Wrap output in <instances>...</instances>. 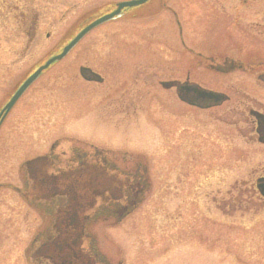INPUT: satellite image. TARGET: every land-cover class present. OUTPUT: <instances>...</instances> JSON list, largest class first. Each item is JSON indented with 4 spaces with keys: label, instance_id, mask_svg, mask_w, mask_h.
Segmentation results:
<instances>
[{
    "label": "flooded vegetation",
    "instance_id": "1",
    "mask_svg": "<svg viewBox=\"0 0 264 264\" xmlns=\"http://www.w3.org/2000/svg\"><path fill=\"white\" fill-rule=\"evenodd\" d=\"M28 1L29 5L23 10H19L18 6L8 7L3 1L0 3L1 37L5 38V51L0 52V208H3L0 211V240H5V202L16 200L26 209L21 215L8 216L6 222L12 233H20L33 214L32 224L35 228L32 242L38 245L32 256L38 258V264H112L95 245L94 235L97 228L104 227L106 220L111 217L122 220L140 202L141 194L148 185L140 182L149 170L145 160L136 150L121 152V148L109 152L107 157L103 145L105 139L99 132L97 139L95 135L89 138L90 132L82 133L80 138L75 137V133L53 136L43 146L42 132L34 130L37 126L29 124L25 129L20 123L29 118H56L53 113L59 109H65L69 118H76L79 107L86 113L94 99L99 101V108L93 118H137L136 85L123 83L121 74L117 71L113 73L110 67L98 69L90 64H80L64 68V72L59 73L55 67L58 62H55L43 69L15 97L25 81L60 48L55 42L49 51L41 55L40 10L31 6L33 0ZM123 1L128 0L104 5L107 7L104 13L114 10ZM160 8L172 14L176 10L182 12L190 9L196 12L195 15L208 16V13L205 14L207 10L264 9V0H161ZM127 9L122 8L121 15L115 19L128 15ZM184 15L182 20H177L175 42L180 49L174 71L177 77L168 76L157 82L167 93L168 107L177 108L178 114L171 110L165 115L166 118H152L153 113H150L146 115L150 118L145 120L147 123H158L162 135L159 136L161 146L157 147H161L163 153L170 150L179 155L180 160L184 161L179 165L186 170L188 166L192 167V161L197 171L214 169L213 154L217 151L214 148L218 149L214 141L218 137L223 141L225 152L232 151L236 137L242 146L252 148L257 156L262 154V162L258 161L249 168L251 178L238 180L247 187L244 194L247 191L250 194L237 197V201L256 202L264 206V195L257 187L259 179L264 177V20L253 23L258 39L237 43L236 55L240 57H233L232 51L228 50L233 44L230 41L232 20L226 18L216 25L215 19L202 16L189 24L186 13ZM10 17L17 24L12 35L7 24ZM134 18L130 15L126 17ZM93 19L89 15L80 23L85 25ZM190 25H196L202 37L195 35L194 40L189 39L191 46H187L185 32ZM217 29L226 41L217 42L207 38ZM10 40L21 44H17L16 48L12 46L10 50ZM192 41L197 44L192 45ZM30 48L35 50L30 52ZM62 77L65 83L59 89L56 85ZM171 97H174L173 103ZM9 103L10 106L6 108ZM187 110H192L194 114L187 116ZM72 121L70 119L69 122ZM9 122L15 126L8 125ZM189 148H193V152L187 156ZM170 163L165 164L166 168L172 166ZM109 170L113 171V176L108 181L106 173ZM111 181L116 182L112 184ZM211 200L216 199L212 196ZM220 203H223L220 213L226 218H245L250 212L254 216L262 213L239 210L237 202L231 199ZM224 206L226 210L222 209ZM215 208H219L217 203ZM210 219H215V216ZM209 228H201L199 223L192 229L188 228L189 231L180 228L177 238L188 233L191 243L187 246L182 244V248L178 243H163L158 251H162V254L163 251L176 253L164 260L149 259L158 264H217L218 251L223 249L229 252L226 255L235 257L230 260L240 261L237 258L248 253V249L242 252L243 245L239 243H226L227 248H221L218 237L231 241L234 235H247V231L256 233L253 229L239 227L227 228L219 235L211 232V229L208 231ZM85 241L87 246L84 251L82 244ZM259 253L260 250L255 249L254 254L258 256ZM157 254L150 255L155 257ZM120 259L113 264H122Z\"/></svg>",
    "mask_w": 264,
    "mask_h": 264
},
{
    "label": "rangeland",
    "instance_id": "2",
    "mask_svg": "<svg viewBox=\"0 0 264 264\" xmlns=\"http://www.w3.org/2000/svg\"><path fill=\"white\" fill-rule=\"evenodd\" d=\"M2 1L11 8L18 6L19 10H23L26 5H29L28 0H0V3ZM114 1L118 0H33L31 6L39 9L41 15V25L39 26L41 55L49 51L55 42L59 46L67 34L74 30L81 21H84L85 17L89 15L91 18L99 17L107 9L104 5ZM160 2L161 0H150L146 4L127 9V14L135 17L134 19H126L128 17L126 15L95 27L55 66L59 73L64 72L62 70L64 68L80 64H90L98 69L110 67L112 71L114 70L113 73L117 71L121 74L123 83L129 82L136 85L137 118H93V114H98L97 103L99 101L90 99L91 102L86 113L81 111L82 107H79L76 118H69L65 109H59L53 113L56 118H29L30 120L22 121L20 124L25 129L27 125L35 124L37 127L34 130H40L43 134L41 141L43 146L53 136H67L69 133H75L74 136L80 138L82 133L90 132L88 133L89 138L95 135L94 138L97 139V132H99L104 136L103 145L107 154L116 152L117 148H121V152L136 150L145 160L149 170L146 171V175L140 179V182H145L148 185L145 186L144 192L141 194L140 202L122 220L119 221L111 217L106 220L104 227L99 225L100 228H97V233L94 235L95 245L105 253L112 264L119 258H121L122 264H158L149 258L164 260L176 253L173 251L164 253L163 251L162 254V251H158L162 248V244L170 242L178 243L179 248H182V244L187 246L188 243H191L188 237L190 235L186 233L177 238L179 229L184 228L187 231L188 228L192 229L197 226V223L204 229L212 227L208 231L211 229V232L219 233V235L220 232L227 231V228L239 227L250 228L256 232L247 231V235H234L231 241L220 239L219 236V247L227 248L226 243L233 245L239 243L240 246L243 245V251H240L246 252L248 249L249 252L239 256L237 259L240 261L236 260V262L230 260L235 257L226 255L229 252L221 249L217 254V264H264V206L256 202L239 203L237 201L239 197H246L250 194L248 191L247 194H244L246 192L243 191L247 187L242 186L238 180L251 178L252 174L249 172V168L258 161L262 162V154L257 156L252 148L242 146L236 137L233 139L232 151L226 149L227 152H225L223 141L221 137H218L214 141L218 146V149L214 148L217 150L213 154L215 157L214 169L204 168L197 171L193 168L192 161V167L188 166L186 170L183 165H179L184 162L180 160L179 155L173 154V151L170 152V150L163 153V149L157 147L161 146L159 136L162 135L158 123H147L145 120V118H150L146 117L150 113H153L152 118H166L165 115L171 110L174 114H178L177 108L168 107L167 93L157 85V82L168 76L177 77L174 71L178 60L177 56H179L177 52L180 49L175 40L178 21L185 17V13L186 19L190 21L189 24H192V21L197 18H206V13H208L207 18L215 19L216 25L226 18L232 20L230 41L233 44L228 50L232 51L233 57H240L236 55L235 45L242 40L251 42L252 39H258V34L253 30L256 29L253 27V23L264 20V9L254 8L227 12L204 10L206 15H202V17L195 15L196 12L190 9L182 12L176 10L175 14H172V12L160 8ZM167 14L171 16L168 17ZM10 20L7 24L10 29L9 33L12 35L15 33L14 29L17 24ZM186 24L188 23L186 22ZM187 29L185 43L187 46H191L188 43L189 39L194 40L195 35H201L197 32L196 25L187 26ZM219 29L207 38L217 42L226 41L222 38L223 35ZM193 43L197 44L195 41H192V45ZM17 44L21 43H14L13 40L8 42L10 50L12 46L16 48ZM191 48L198 50L196 47ZM28 50L32 52L35 49ZM1 51H5V38L1 37L0 28ZM187 56L190 55L187 54ZM63 83L65 80L62 77L57 81V88L61 89ZM59 98L61 100V97ZM170 99L173 103L174 97ZM192 114H194L192 110L186 111L187 116ZM70 119L73 121L69 122ZM8 125L15 126L11 122ZM218 127L220 130V124ZM88 128L90 129L88 130ZM161 128L163 130V123ZM204 136L202 135V137ZM187 147L192 146L187 145ZM189 152L192 153L193 148L187 150V156ZM107 154L106 156L109 157ZM168 163L172 166L166 168L165 164ZM112 172L109 170L106 173L108 181L111 180L109 177L113 176ZM115 182L111 181L110 183L115 184ZM212 196L215 197V201L211 200ZM230 199L237 202L239 210L262 211V213L254 216L250 212L245 218H226L220 213L221 207H223V203L220 201ZM195 200L196 202H194ZM215 203L219 208H215ZM25 209L26 206L16 200L5 202V240H0V264H38V258L32 256L38 245L37 242H32L33 229L35 228L32 224L33 214L29 217L25 227L21 228L20 233H12L6 222L8 216L21 215ZM222 209L226 210V207L224 206ZM1 210L3 208H0ZM214 216L215 219H210ZM86 243L87 241L82 244L84 251ZM257 248L260 250L258 256L254 254ZM157 252L155 257L150 255Z\"/></svg>",
    "mask_w": 264,
    "mask_h": 264
},
{
    "label": "water",
    "instance_id": "3",
    "mask_svg": "<svg viewBox=\"0 0 264 264\" xmlns=\"http://www.w3.org/2000/svg\"><path fill=\"white\" fill-rule=\"evenodd\" d=\"M146 1L148 0H129V1H123V2H119L116 6V9H114L113 11L106 13L98 18H96L95 20L91 21L89 24L85 25L82 29H80L73 38H71L69 40L68 43H66L61 51L53 56H51L49 59H47L41 66L38 67L37 71L31 75L26 81L25 83L20 87V89L17 91V93L15 94V97L22 91V89L24 87H26V85H28L43 69L47 68L50 64L61 60L75 45L78 41H80V39L87 33L89 32L91 29H93L94 27L98 26L101 23H104L108 20H111L115 17H117L120 12L121 9L124 7H134V6H138L141 4H144ZM197 93H199V91H195ZM215 96L212 95V97ZM216 96L220 97L219 95L216 94ZM15 97L13 98V100L15 99ZM11 103H9L7 107L10 106ZM260 183L257 184L258 190L259 192L264 195V177L259 179Z\"/></svg>",
    "mask_w": 264,
    "mask_h": 264
},
{
    "label": "trees",
    "instance_id": "4",
    "mask_svg": "<svg viewBox=\"0 0 264 264\" xmlns=\"http://www.w3.org/2000/svg\"><path fill=\"white\" fill-rule=\"evenodd\" d=\"M81 26H82L81 23L79 25H77L74 30H72L71 32H69L67 34L66 39H69L70 37H72L74 35V33L81 28ZM66 42H67V40L63 41V43L61 45L65 44Z\"/></svg>",
    "mask_w": 264,
    "mask_h": 264
}]
</instances>
